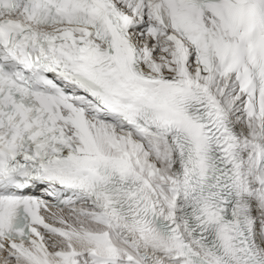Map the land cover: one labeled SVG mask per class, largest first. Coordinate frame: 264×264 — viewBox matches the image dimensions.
Returning <instances> with one entry per match:
<instances>
[{"label": "snow or ice", "instance_id": "1", "mask_svg": "<svg viewBox=\"0 0 264 264\" xmlns=\"http://www.w3.org/2000/svg\"><path fill=\"white\" fill-rule=\"evenodd\" d=\"M0 264H264V0H0Z\"/></svg>", "mask_w": 264, "mask_h": 264}]
</instances>
